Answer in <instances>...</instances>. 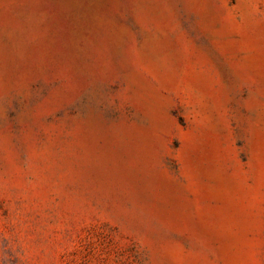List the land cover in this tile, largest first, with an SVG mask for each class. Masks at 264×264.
<instances>
[{
  "label": "rangeland",
  "instance_id": "rangeland-1",
  "mask_svg": "<svg viewBox=\"0 0 264 264\" xmlns=\"http://www.w3.org/2000/svg\"><path fill=\"white\" fill-rule=\"evenodd\" d=\"M0 264H264V0H0Z\"/></svg>",
  "mask_w": 264,
  "mask_h": 264
}]
</instances>
